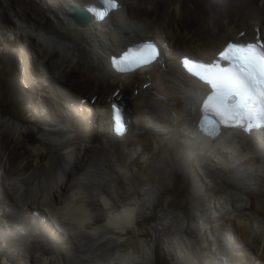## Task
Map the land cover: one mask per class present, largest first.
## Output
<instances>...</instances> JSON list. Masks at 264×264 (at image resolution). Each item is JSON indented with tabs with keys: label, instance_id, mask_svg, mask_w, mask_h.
<instances>
[{
	"label": "bare ground",
	"instance_id": "obj_1",
	"mask_svg": "<svg viewBox=\"0 0 264 264\" xmlns=\"http://www.w3.org/2000/svg\"><path fill=\"white\" fill-rule=\"evenodd\" d=\"M95 1L0 7V52L26 117L0 111V236H10L0 237L3 264H156L158 230L184 235L188 224L164 213L145 222L162 179L176 178L192 182V226L210 238L217 264H264V130L202 134L207 88L180 65L184 53L210 60L244 36L264 46V0H239L229 12L218 0H119L104 19L76 25L73 8ZM144 38L167 59L118 73L111 58L151 41ZM115 101L130 122L122 137L112 132ZM16 227L23 235L11 239Z\"/></svg>",
	"mask_w": 264,
	"mask_h": 264
},
{
	"label": "rangeland",
	"instance_id": "obj_2",
	"mask_svg": "<svg viewBox=\"0 0 264 264\" xmlns=\"http://www.w3.org/2000/svg\"><path fill=\"white\" fill-rule=\"evenodd\" d=\"M224 1L225 0H218L219 4H217V8L223 12H229L235 8L238 9V6H243L242 4H239V0H229V2L226 4L224 3ZM3 2L4 0H0V7L2 6ZM127 10L129 11H127V14L134 13L131 7L127 8ZM240 39H243L242 42H244L246 40V36L241 37ZM144 40H151V38H144ZM231 40H234V38H231ZM158 47L160 51L159 55L162 56V58L167 59V54L165 52H162V49L159 45ZM112 50H114V48ZM2 53L3 52L1 51L0 111H3L7 116L15 119H19L20 117H22L21 119H25L26 117L21 114L18 104L14 98L15 80L11 71L10 58L7 54ZM184 54V57H186V55L188 56V53ZM24 55L27 54L22 53L21 59H26L24 58ZM193 55L194 54L190 56H198V58H202L199 55ZM23 68L21 67L20 70ZM17 81L20 84L26 85L24 79L17 78ZM158 96L160 97V94ZM69 102L73 103L72 99H70ZM41 117H43L44 120V114H41ZM128 124L130 126V122ZM162 184L164 186V188L162 189L163 191L161 190V194L159 195V198L157 199V202L155 203V206L152 209V214H149L148 218H146V224L149 226H153L154 224L158 223L161 218V213L171 215V217H173L171 221L175 220L174 217L176 215L182 214V216L186 218V222L188 224L186 229L183 231L184 235L183 233L175 235L177 233L174 231L172 226L161 228L158 230V244L155 250L156 264H161L162 262H169V264H217L218 260L214 256V247L212 246L210 238L206 236L203 232L197 230L194 226H192L194 216V212L191 205V198L193 196L192 182L183 183L181 179L176 178L172 179L171 182H168L166 179H162ZM230 187L233 189L236 188L234 186ZM201 200L204 201L203 198ZM52 227L54 229V226ZM17 228L18 227H16V229ZM47 229L48 228H46V231L50 232L49 235L51 236L54 234H56V236L61 235L59 232L54 231L50 227L49 230ZM8 233L11 234V239H13L15 236L17 237L23 235V233L20 232L19 228L18 230L13 229V231L8 230ZM13 233L15 234V236ZM3 235H5L4 237H6L8 234H2V236L0 237H3ZM9 237L10 236H7L6 239H8ZM225 237L229 238L227 234L225 235ZM168 239H173V244L169 248H167L165 245ZM233 244H235L233 241H225V245H231L232 247H235V245ZM0 264H3V259L1 257Z\"/></svg>",
	"mask_w": 264,
	"mask_h": 264
},
{
	"label": "snow or ice",
	"instance_id": "obj_3",
	"mask_svg": "<svg viewBox=\"0 0 264 264\" xmlns=\"http://www.w3.org/2000/svg\"><path fill=\"white\" fill-rule=\"evenodd\" d=\"M113 6L115 5L113 4ZM246 59H248L253 64L257 62L256 57L251 52ZM258 62L264 64V60H260ZM261 75H264V72H262ZM233 86L235 88V95L241 98V101L243 102L245 107H247L248 104H255V97H264V92H259L257 89L256 77L252 72L245 73L243 78L235 79L233 81ZM249 116L250 118L264 117V110L253 113V111L249 109Z\"/></svg>",
	"mask_w": 264,
	"mask_h": 264
},
{
	"label": "water",
	"instance_id": "obj_4",
	"mask_svg": "<svg viewBox=\"0 0 264 264\" xmlns=\"http://www.w3.org/2000/svg\"><path fill=\"white\" fill-rule=\"evenodd\" d=\"M96 9V8H102L99 0H96L93 3L90 4H84L83 6H77L73 8V14H72V19L74 20V23L80 27H85L88 24L92 23L93 21V16L89 13L88 9ZM204 120V122H203ZM198 123L202 124L200 129L203 131L202 134L207 130H209L210 133H207V135L211 136V139H215L219 136L221 133V128H219L217 125H214L215 128L211 129L208 127V123H212L211 125L213 126V122L210 119L207 118H199ZM204 126V128H203Z\"/></svg>",
	"mask_w": 264,
	"mask_h": 264
},
{
	"label": "trees",
	"instance_id": "obj_5",
	"mask_svg": "<svg viewBox=\"0 0 264 264\" xmlns=\"http://www.w3.org/2000/svg\"><path fill=\"white\" fill-rule=\"evenodd\" d=\"M161 264H169V262H162Z\"/></svg>",
	"mask_w": 264,
	"mask_h": 264
},
{
	"label": "clouds",
	"instance_id": "obj_6",
	"mask_svg": "<svg viewBox=\"0 0 264 264\" xmlns=\"http://www.w3.org/2000/svg\"><path fill=\"white\" fill-rule=\"evenodd\" d=\"M119 1V0H118Z\"/></svg>",
	"mask_w": 264,
	"mask_h": 264
}]
</instances>
